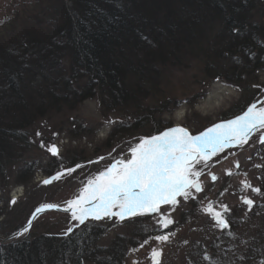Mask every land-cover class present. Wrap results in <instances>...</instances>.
Masks as SVG:
<instances>
[{"label": "rangeland", "instance_id": "374dc122", "mask_svg": "<svg viewBox=\"0 0 264 264\" xmlns=\"http://www.w3.org/2000/svg\"><path fill=\"white\" fill-rule=\"evenodd\" d=\"M79 1L0 0V63L16 66V61L32 62L24 76L17 79L24 97L18 101L8 94L9 101L0 107V247L10 245L7 239L25 225L38 207L44 204L66 207V202L79 195L89 179L115 159L127 158L130 148L141 137L150 136L159 128L176 126L199 134L213 124L234 119L250 101L259 106V101L264 100V66L250 71L246 78L243 76L247 83H242L243 92L240 87L218 79L222 75L217 72L219 67L228 61L232 65L226 63V69L231 68L237 57L231 51L233 38L220 20L210 18L205 3L140 0L141 11L151 21L157 18L171 22L173 37L160 34V43L144 42L145 47L135 55H131L133 51L123 54L126 87L131 90L129 107L107 109L101 103V95L80 102L84 89H78L80 98L72 93L78 86H85L88 91V77H83L80 69L72 68V56L65 49L62 32L69 20L76 19ZM255 5L260 11L264 8L258 1ZM199 10L209 18L197 19ZM182 14L186 20L181 18ZM259 17L253 13L251 19L258 22ZM2 68L0 83L5 81L4 72H11ZM76 80L79 85L73 86ZM66 81L71 88L63 85ZM9 85L7 81L5 86ZM221 90L225 93L219 102L207 103L209 96ZM136 102L143 117L150 111L155 119L142 118L137 126L125 127L130 122L129 115L137 108ZM180 113L183 117L178 119ZM119 125L121 132L114 135L113 130ZM259 135H254L243 147L221 153L203 169L204 190L194 193V199L181 198L179 206L169 209L175 223L168 229L159 226L155 215L124 221L88 219L86 222L97 223L104 231L89 248L100 255L90 260L84 258L81 264H152L153 248L162 250L160 264H262L264 144L259 142ZM52 144L59 147V158L47 150ZM69 167H76L71 176L51 185L42 183L44 178ZM212 175L218 179L212 181ZM246 183L259 188L260 193L246 188ZM20 187L24 188V195L13 205V194ZM245 198L251 199L253 205H246ZM209 204L216 211L223 210L221 205L228 206L230 211L224 213L228 229L218 227L204 211ZM81 225L71 219V214L49 212L36 220L26 237L14 242L28 239L34 243L42 236L62 238ZM169 233L167 243L154 239ZM109 251L115 256L108 258ZM49 256L46 264H75L74 257L64 250L57 259Z\"/></svg>", "mask_w": 264, "mask_h": 264}, {"label": "trees", "instance_id": "16d2710c", "mask_svg": "<svg viewBox=\"0 0 264 264\" xmlns=\"http://www.w3.org/2000/svg\"><path fill=\"white\" fill-rule=\"evenodd\" d=\"M69 1L73 2V0ZM174 1L176 0H169V2ZM192 1L205 3L210 18L220 20L224 25L223 28L233 38L231 51L234 53L233 57L237 58L231 68L226 69V63L232 65L228 61H225L226 63L219 67L221 71L218 70L217 72H222V75H219L218 79L240 87L242 92L245 91L242 83H247L242 80L243 76L245 75L246 78L250 75V71H255L264 66V8L260 11L255 5L257 1L264 4V0H182L185 3H191ZM140 2V0H80L77 3L79 8L76 19L73 22L69 20V24L63 28L62 32L66 39L65 49L72 56V68L80 69V71H83L82 76L88 77V91H86L85 86H78L77 80L76 84L73 85L78 86L72 93L76 98H80L78 89L82 88L85 91L84 97L80 98V102L93 98L95 95H101V103L107 109L116 111L118 108L123 110L129 107L127 104L129 103L131 90L126 87L127 66L124 64L125 61H122L126 57L123 54L133 51L131 55H135L145 47L144 42L147 45L153 42L160 43V34L173 37L174 26L171 27V22L157 18L151 21L150 16L147 14L148 17H146L144 12L141 11ZM142 3L144 2L142 1ZM169 6L173 5H168V8ZM253 13L260 15L258 22L252 21ZM202 16L206 17L207 15L199 10L197 19H202ZM207 17L209 18V16ZM181 18L187 19L186 15L183 14ZM257 25L258 27H256ZM123 47L125 48L122 49ZM60 49L63 48L60 47ZM224 54L231 55L230 52H224ZM162 56L164 55L162 54ZM1 66L5 67L2 68ZM30 66H32L31 61H16V66L10 62L0 63V68L4 71H11L9 73L4 72L7 78L5 77V81L0 83V107H2L3 102L9 101L6 96L8 94L14 96L18 101L24 97L25 94L22 92V87L17 79L24 76L25 71ZM223 69L225 70L223 71ZM7 81H9L11 88L5 86ZM63 85L67 88L72 86L68 81L64 82ZM7 88L14 92L9 93ZM251 102L249 103L251 104ZM249 103L243 106L233 117L247 110ZM136 105L139 106L137 102L135 107H137ZM142 111L138 107L134 108L131 112V114L133 112L134 114L128 117L130 122L124 126H137L142 118L145 121L155 119L154 114L150 111H146L143 117L141 115ZM162 125L158 124V127H162ZM165 128H159V131H153L151 135L158 134L164 131ZM120 130L119 125L114 128L113 134L120 133ZM103 231V226L94 222H87L72 234L62 238H44L42 236L36 239L34 243H30L28 239L16 241L8 246L0 247V264H37L35 261L39 264H46L49 255L55 256L57 259L59 252L62 250L74 257L75 264H81L84 258L90 260L93 256L100 255L99 251L93 250L91 252L89 248L97 242L96 237L101 236ZM109 252L107 253L108 258L115 256V253Z\"/></svg>", "mask_w": 264, "mask_h": 264}, {"label": "snow or ice", "instance_id": "6c2138e0", "mask_svg": "<svg viewBox=\"0 0 264 264\" xmlns=\"http://www.w3.org/2000/svg\"><path fill=\"white\" fill-rule=\"evenodd\" d=\"M259 133V142L264 144V100L254 102L242 115L213 124L199 134L191 133L186 127L168 128L158 134L144 136L130 148L127 158H117L97 175L87 181L79 195L66 202L63 211L70 212L71 219L84 224L88 219L105 218L125 219L155 215L159 226L168 229L175 221L169 209L174 210L184 201L194 199V193L204 190L201 177L213 159L233 147H243L253 135ZM39 135V133H38ZM44 147V145H41ZM47 150L54 157H60V149L52 144ZM103 160L104 157H100ZM77 165L76 167H80ZM239 167V164L236 165ZM76 167L58 171L43 180L51 185L64 176H71ZM231 175V172L228 173ZM212 181L218 179L211 176ZM246 188H252L246 183ZM252 191L260 193L259 188ZM15 205L17 200L13 198ZM246 205H253L251 199H244ZM222 211H216L212 204L204 210L221 229H228L229 223L224 213L230 211L227 205H221ZM59 209L56 204H44L36 209L37 213ZM32 220L23 229L29 231ZM69 232L72 229H68ZM171 233L154 237L161 244L167 243ZM144 243H148L147 240ZM143 246V244L141 245ZM162 250L153 248L152 264H160Z\"/></svg>", "mask_w": 264, "mask_h": 264}, {"label": "water", "instance_id": "95a60500", "mask_svg": "<svg viewBox=\"0 0 264 264\" xmlns=\"http://www.w3.org/2000/svg\"><path fill=\"white\" fill-rule=\"evenodd\" d=\"M50 211H54V212H59V213H65V214H70V212H65V211H63V208L62 207H59V209H52V210H45L44 212H42V213H37L36 215H37V218L40 216V215H42V214H44V213H47V212H50ZM34 213H36V211L34 212ZM33 213V214H34ZM33 216V215H32ZM32 216H31V218L29 219V220H32ZM36 218V219H37ZM36 219L35 220H32V223H31V227H32V225L34 224V222L36 221ZM29 222V221H28ZM28 222L24 225V227L23 228H21L19 231H17L15 234H13L11 237H9V239H7V241H9V242H14L15 240H18V239H20V238H22V237H25L26 235H27V233H28V231L27 232H24L23 231V229L25 228V227H27L28 226ZM30 227V228H31ZM30 230V229H29Z\"/></svg>", "mask_w": 264, "mask_h": 264}, {"label": "bare ground", "instance_id": "6f19581e", "mask_svg": "<svg viewBox=\"0 0 264 264\" xmlns=\"http://www.w3.org/2000/svg\"><path fill=\"white\" fill-rule=\"evenodd\" d=\"M224 90V89H223ZM223 90L219 91V92H215L213 95L209 96V98L207 99V103H210L212 101H215V102H219L221 100V97L222 95L225 93ZM184 113V112H183ZM183 114L180 113L179 116H178V119L179 118H182ZM23 189L22 187L16 189V191L14 192L13 194V197L14 198H18V201L23 197L24 193H23ZM82 226V225H81ZM80 226V227H81Z\"/></svg>", "mask_w": 264, "mask_h": 264}]
</instances>
